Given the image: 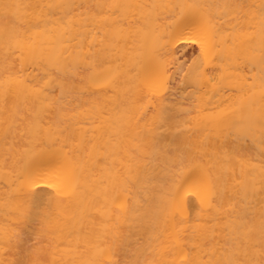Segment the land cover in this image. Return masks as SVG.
Masks as SVG:
<instances>
[{
    "label": "bare ground",
    "instance_id": "bare-ground-1",
    "mask_svg": "<svg viewBox=\"0 0 264 264\" xmlns=\"http://www.w3.org/2000/svg\"><path fill=\"white\" fill-rule=\"evenodd\" d=\"M0 264H264V0H0Z\"/></svg>",
    "mask_w": 264,
    "mask_h": 264
},
{
    "label": "rangeland",
    "instance_id": "rangeland-1",
    "mask_svg": "<svg viewBox=\"0 0 264 264\" xmlns=\"http://www.w3.org/2000/svg\"><path fill=\"white\" fill-rule=\"evenodd\" d=\"M31 233H32V237H36L37 239L40 238V235L42 234V223L40 222V220H35L32 224L31 227ZM37 241H34V244H36ZM35 247H32V249H30V254L34 255L35 253Z\"/></svg>",
    "mask_w": 264,
    "mask_h": 264
}]
</instances>
